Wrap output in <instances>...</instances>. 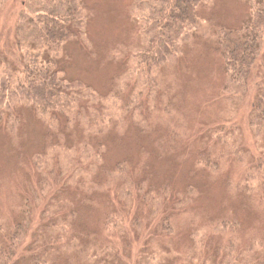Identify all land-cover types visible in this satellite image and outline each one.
Here are the masks:
<instances>
[{"label": "trees", "instance_id": "trees-1", "mask_svg": "<svg viewBox=\"0 0 264 264\" xmlns=\"http://www.w3.org/2000/svg\"><path fill=\"white\" fill-rule=\"evenodd\" d=\"M5 1L0 0V12L3 6L5 8ZM243 2L250 17L231 27L202 24L205 23L202 10L211 0H131L128 19L137 39L116 48L111 57V63L118 65L121 72L116 80L117 90L110 97L102 96L81 80H68L60 65L67 58V44L83 41L87 47L90 45L86 33L90 13L83 0H25L20 4L15 19V42L10 43L8 35L0 36V40H7V47L11 45L10 51L0 50V126L4 124L13 136L23 110L42 123L45 145L32 157V168L37 177V188L33 190L46 195L49 200L54 197V200L44 211L46 215H42L39 226L41 232L33 240V245L40 249L19 252L17 248L23 243L27 225L32 221V203L29 199L23 201V219L12 225L10 237H4L0 242V264H24L22 259L37 264H54L52 257L56 253H61V259H65L74 252L78 253L83 264H128L126 255L117 254L119 243L125 242L128 246L130 231L139 235L138 231L143 226L147 228L154 220L158 221L155 238L162 239V242L168 238L172 241L175 234L172 223L178 215L172 212L179 213L180 218L186 217L196 191L189 188L183 194H174L166 189L154 190L149 180L135 183L127 162L117 163L112 171L104 166V149L108 136L123 133L124 127L131 124L139 128L143 120V96L151 102L153 109L159 111L160 99L168 97L158 87L160 82L167 78L173 82L174 68L183 56L184 46L205 38L218 56L224 76L223 92L235 88V98H238L236 95H243L249 83L260 75L262 82L255 87L247 120L253 138L262 136L264 73L256 75L255 71L259 62L264 61V0ZM24 9L28 11L25 15L21 12ZM173 84L168 83L167 89ZM229 106L226 109H230ZM161 113L164 115L163 110ZM172 119H168L169 123ZM218 125L209 126L210 129L206 127L201 132V139L212 142V146L198 154L195 166L211 178L223 167L215 159L219 148L225 152L222 159L242 155L240 142L234 143L227 136L228 131L222 126L216 127ZM155 126L159 130L166 129L160 124ZM224 131L225 136H222ZM239 162L242 167L244 162L241 159ZM251 176V181L238 187L240 193L242 190L250 193L262 180H256L253 171L249 178ZM109 192L119 199L122 209H114L111 200L105 202L101 237L80 233L73 236L70 243L65 227L76 219H70L75 215L73 205L98 203ZM132 199L140 205L131 214ZM144 211L148 212L147 216L143 215ZM125 218L131 222L129 232L125 231ZM238 224L235 218L215 222L220 243L214 264H264V253L255 250L254 243L239 247ZM67 243L71 244L70 249ZM155 244L157 246L154 241ZM164 244L166 246V242ZM153 259L154 255L151 256Z\"/></svg>", "mask_w": 264, "mask_h": 264}, {"label": "rangeland", "instance_id": "rangeland-1", "mask_svg": "<svg viewBox=\"0 0 264 264\" xmlns=\"http://www.w3.org/2000/svg\"><path fill=\"white\" fill-rule=\"evenodd\" d=\"M24 1L7 0L4 2L5 8L3 6L0 12V36L8 35L10 43L15 42V19L20 4ZM83 2L90 13L86 28L90 47L83 41L67 44V58L63 59L60 65L64 68L68 80H81L102 96L110 97L117 90L116 80L121 72L118 65L111 63V57L116 48L129 45L137 39L133 25L128 19L131 0ZM21 12L27 14L28 11L24 9ZM202 15L205 19L202 24L231 27L250 17L243 0H211L209 6L202 10ZM207 25L206 27H211ZM1 40L0 50L10 51L11 45L7 47L5 44L7 40ZM207 40L208 38L198 39L197 43L184 46L183 56L174 68L176 73L174 72L173 82L167 78L169 74L165 76L167 80L160 82L158 86L168 95L167 98L160 99L159 111L153 109L151 102L143 96V120L141 118L139 128L131 124L124 127L123 133L108 136L103 153L104 166L108 170H114L117 163L125 161L130 166L135 183L143 179L149 180L154 190L166 189L174 194H183L189 188L196 191L193 203L190 204L191 211H187L189 214L186 217L180 218L179 213L172 212L178 214L176 221L172 223L175 233L172 235V241L168 238L162 242V239L155 238V227L158 223L156 220L147 228L143 226L137 235L129 228V219L125 218V231L131 230L130 244L126 246L127 243H119L117 240L120 248L117 254L123 257L126 255L128 264H214V255H218L216 250L220 243L214 225L217 220L227 218H235L239 223L236 234L239 247L254 243L255 250L264 253V133L260 138L254 139L247 120V114L251 110L250 103L255 97V87L262 81L259 75L249 83L244 94L242 93L244 96L241 95L243 97L238 94V98H235V88L230 92H223L224 76L220 62ZM261 68H264V61L259 62L256 75L264 73ZM167 82L174 84L167 89ZM228 104L230 109H226ZM169 118H173L172 123H169ZM166 123L168 125L163 126ZM217 123L219 125L216 127L222 126L228 131L229 139H233L237 144L240 142L242 155L222 159L225 152L219 148V154L215 152V159L223 167L211 178L195 166L198 154L212 146V142L206 143L205 138L201 139V132ZM155 124H160L166 129L159 130ZM225 133L224 131L221 135L225 136ZM44 145L43 125L27 110L22 111L20 124L13 136L4 124L0 126V242L4 237H10L11 226L23 219V201L29 199L32 203V221L27 225L28 232L23 243L17 248L19 252L40 249L39 246L33 245V240L41 232L39 226L44 211L54 200V197L49 200L46 195L42 196L37 190H33L37 188V177L32 168V157L41 152ZM240 159L244 162L242 167ZM252 171L255 173V179L262 180L258 185H254L250 193L244 192L245 190L240 193L238 187L252 180L253 176L249 178ZM115 198L114 194L109 192L107 196L100 198L98 203L73 205L75 215L70 219H76L70 226L65 227L68 235L66 238L69 237L70 243L72 237L80 233L99 237L100 233H103L105 202L111 200L110 204L114 209H122L119 199ZM139 205L138 201L132 199L130 213H134ZM166 209L165 206V211ZM143 215L147 216L148 212L144 211ZM122 226L124 227V222ZM151 238L153 240L149 241ZM67 239L65 241L68 242ZM154 241L157 246L153 245ZM70 245L67 246L69 249ZM59 254L61 253L52 257L54 264H83L77 252L67 255L65 259H61ZM153 255L154 259L151 260ZM21 263L37 264L29 259H22Z\"/></svg>", "mask_w": 264, "mask_h": 264}]
</instances>
